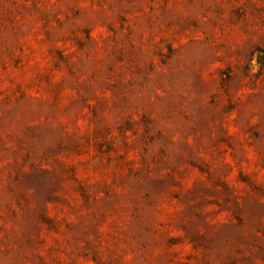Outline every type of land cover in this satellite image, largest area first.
I'll list each match as a JSON object with an SVG mask.
<instances>
[{
	"label": "rangeland",
	"instance_id": "rangeland-1",
	"mask_svg": "<svg viewBox=\"0 0 264 264\" xmlns=\"http://www.w3.org/2000/svg\"><path fill=\"white\" fill-rule=\"evenodd\" d=\"M0 264H264V0H0Z\"/></svg>",
	"mask_w": 264,
	"mask_h": 264
}]
</instances>
